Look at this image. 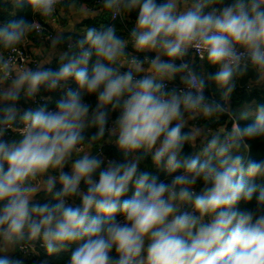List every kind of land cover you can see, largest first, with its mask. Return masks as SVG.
<instances>
[{
	"label": "clouds",
	"instance_id": "1",
	"mask_svg": "<svg viewBox=\"0 0 264 264\" xmlns=\"http://www.w3.org/2000/svg\"><path fill=\"white\" fill-rule=\"evenodd\" d=\"M27 4L0 24V264L37 244L66 264H264V160L243 155L264 141V104L241 126L229 103L249 71L264 84V0ZM105 14L128 28L83 23ZM30 38L47 43L34 67L15 62ZM42 92L63 95L49 108ZM223 117L230 129L209 127ZM149 157L166 179L141 169Z\"/></svg>",
	"mask_w": 264,
	"mask_h": 264
},
{
	"label": "trees",
	"instance_id": "2",
	"mask_svg": "<svg viewBox=\"0 0 264 264\" xmlns=\"http://www.w3.org/2000/svg\"><path fill=\"white\" fill-rule=\"evenodd\" d=\"M15 13L14 15H12V13ZM24 15H28L29 18H31L30 16V11H29V5L27 4V0H24V3L22 4L21 7L19 8H15L13 9V7L10 4H4V3H0V24L6 23L8 22L10 19H17L21 16ZM135 16L133 14L132 19L134 20ZM39 19V18H38ZM40 23L42 24H46V22L42 19L39 20ZM100 24H103L105 26L108 25H112V24H116L118 26V30L123 31L124 29H127L129 26V22L128 21H119V19L113 20L110 16V14H105V15H101L98 18H96L95 20H90L86 22V25H96L99 26ZM73 39H77L78 36L77 34H73L72 35ZM199 63V61H197L194 65V68L196 69L197 64ZM53 69H55L56 67H52ZM214 69V68H213ZM198 72V70H196ZM214 70H211L210 73H213ZM199 73V72H198ZM209 73V74H210ZM208 74V75H209ZM206 78V77H205ZM205 94L210 96V97H214L217 101H220L223 103V101L221 100V93L220 90L217 89L215 87L214 84L208 82L207 83V87L205 89ZM52 96V102H54V100H58L60 99L61 95L60 92H56V93H52L49 94ZM88 102L91 104H95V97H89L87 98ZM23 103V107L27 108V107H35L36 105L29 102L28 104L25 102ZM231 108H237V107H241L244 104H249V103H253L256 106L264 104V84L263 85H249V86H241L239 84V82L237 83V88L233 94V96L231 97L230 101H229ZM49 106V105H48ZM115 117V114H113V118ZM238 123H240L241 126H246L248 124L254 123V121L252 119H238L237 121ZM218 126H225L228 129L231 128L232 122L227 118V117H223L218 123H215ZM213 126H215L214 124H212ZM92 132L95 131V129L91 130ZM250 144V149L248 152L243 153L244 155V162H245V166L247 165V162L249 160H264V141H249ZM103 156L110 158V159H116V160H122V155L119 153L118 149L116 148V146L114 144H109L107 142H105L101 148ZM192 148L189 147L188 145H185L184 148V153L185 154H190L192 152ZM141 169L142 170H149L151 171L153 174L158 175L160 177V179H166V174L162 171H159L158 169H156L154 166L151 165V160L150 157L147 158L142 164H141ZM255 183H261L260 180H256L254 181ZM83 187V185H82ZM203 184L201 182H198L195 190L197 193H199L201 191V189L203 188ZM129 197L132 195V192H129ZM76 203H79V198L76 199ZM251 207V205H246L243 202H241V204L239 205V208L241 210H244L245 208ZM20 256L19 251H17L16 255H15V259H18ZM69 256V252H60L58 254H54L52 256H48L47 253L44 251V249L42 247H40V245L38 246V250H37V256L36 259L33 260L32 262H30L29 264H66V261L68 259Z\"/></svg>",
	"mask_w": 264,
	"mask_h": 264
},
{
	"label": "crops",
	"instance_id": "3",
	"mask_svg": "<svg viewBox=\"0 0 264 264\" xmlns=\"http://www.w3.org/2000/svg\"><path fill=\"white\" fill-rule=\"evenodd\" d=\"M98 18V17H97ZM56 19H57V22L58 23H60L61 24V26L62 27H66L67 26V21H62V20H60L59 19V16H57L56 17ZM90 20H92V19H89V20H85V21H83V23L84 24H86V22L87 21H90ZM78 27H79V25H78ZM73 34H75V33H66L65 34V36L67 37L68 35H73ZM44 46L45 47H47V43H44V42H40V41H38V40H36V41H34V42H32L31 41V43H30V45H29V48H30V50L33 52V53H35L39 58H41V56H42V54H43V49H44ZM189 61L190 60H192V58H191V56H189L188 58H187ZM57 65H56V61L55 60H53L52 61V63L50 64V65H46V67H56ZM196 70H198V72L200 73V74H202V75H204L205 77H207L208 76V74L211 72V70H214V72H215V68L213 69V67H211V66H209V65H207L206 63H201V62H199L198 64H197V66H196ZM239 82V81H238ZM172 83H180V81H179V78L177 77V79L174 81V82H172ZM247 85H257L256 83H252V82H248V84H246V86ZM261 85H263V84H261ZM22 102H24L23 100H21V105L23 106V103ZM26 103V102H25ZM29 102H27V104H28ZM256 105L255 104H253V103H249V104H244V105H242L241 107H237V108H234L233 109V111H234V114H235V117H236V119H237V121H238V119H241L242 118V116H243V114L245 113V112H249V113H251V112H254L255 111V109H256ZM247 119H252L251 118V116H249ZM253 120V119H252ZM212 124H214L215 126H213ZM209 127H212V128H216L217 127V125L215 124V123H210L209 124ZM219 127V126H218ZM185 131H187V129H185ZM66 170H69V169H66ZM17 253V252H16ZM16 253H14L13 254V258H15V255H16Z\"/></svg>",
	"mask_w": 264,
	"mask_h": 264
},
{
	"label": "built area",
	"instance_id": "4",
	"mask_svg": "<svg viewBox=\"0 0 264 264\" xmlns=\"http://www.w3.org/2000/svg\"><path fill=\"white\" fill-rule=\"evenodd\" d=\"M40 24L45 27L46 34H47V31H50V29H47V25L42 24V23H40ZM37 40L40 41V42H44V40H42V39H37ZM73 40H75V39H73ZM30 43H31V38H30L29 42L26 43V46H22L21 49H20V51L16 54V57H15V62L16 63H20L22 65H31L33 67L36 66V64L38 63V61H39L40 58L35 53H33L30 50V48H29ZM189 56H191V55H189ZM191 58H192V56H191ZM189 63L191 64L192 63V60H190ZM195 63L192 64L193 67H194ZM173 84H175L177 86H182V85H180V83H172V84L169 85V87L173 86ZM247 86H249V85H247ZM60 95L62 96L63 93L60 92ZM42 96H46V95H44L43 92H42ZM38 102L39 103H43L44 101L43 100H40L38 98ZM55 102H56V100H54V102L50 101L48 103L49 108H54L55 107ZM235 120L237 122L236 117H235ZM230 121L233 123L232 120H230ZM100 154L103 155L102 150H101ZM38 246H39V244L36 245V253L29 252V253L25 254L23 252H19L20 253V256H19L18 259L23 260L24 264H29L30 262H32L33 260L36 259Z\"/></svg>",
	"mask_w": 264,
	"mask_h": 264
},
{
	"label": "water",
	"instance_id": "5",
	"mask_svg": "<svg viewBox=\"0 0 264 264\" xmlns=\"http://www.w3.org/2000/svg\"><path fill=\"white\" fill-rule=\"evenodd\" d=\"M255 79H256L255 74L252 71H249L246 76H244L243 78H241L239 80V84L241 86H244V85L248 84V82L255 83ZM43 94L46 96L49 95V93H46V92H43Z\"/></svg>",
	"mask_w": 264,
	"mask_h": 264
},
{
	"label": "rangeland",
	"instance_id": "6",
	"mask_svg": "<svg viewBox=\"0 0 264 264\" xmlns=\"http://www.w3.org/2000/svg\"><path fill=\"white\" fill-rule=\"evenodd\" d=\"M233 110V109H232ZM233 113H234V111H233ZM234 116H235V114H234Z\"/></svg>",
	"mask_w": 264,
	"mask_h": 264
}]
</instances>
